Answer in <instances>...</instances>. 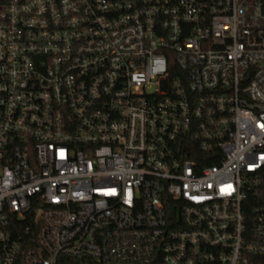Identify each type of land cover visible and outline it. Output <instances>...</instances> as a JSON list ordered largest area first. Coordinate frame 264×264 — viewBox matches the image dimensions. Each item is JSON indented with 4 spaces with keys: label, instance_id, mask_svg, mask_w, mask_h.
<instances>
[{
    "label": "built area",
    "instance_id": "2783aa9c",
    "mask_svg": "<svg viewBox=\"0 0 264 264\" xmlns=\"http://www.w3.org/2000/svg\"><path fill=\"white\" fill-rule=\"evenodd\" d=\"M264 0H0V264H261Z\"/></svg>",
    "mask_w": 264,
    "mask_h": 264
},
{
    "label": "trees",
    "instance_id": "16d2710c",
    "mask_svg": "<svg viewBox=\"0 0 264 264\" xmlns=\"http://www.w3.org/2000/svg\"><path fill=\"white\" fill-rule=\"evenodd\" d=\"M261 264H264V259L261 261Z\"/></svg>",
    "mask_w": 264,
    "mask_h": 264
}]
</instances>
